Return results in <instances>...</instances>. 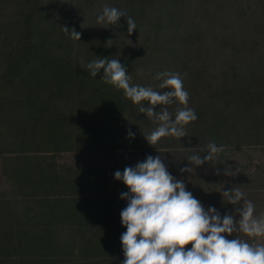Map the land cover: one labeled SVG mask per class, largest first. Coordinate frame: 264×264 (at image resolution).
<instances>
[{"label":"trees","instance_id":"trees-1","mask_svg":"<svg viewBox=\"0 0 264 264\" xmlns=\"http://www.w3.org/2000/svg\"><path fill=\"white\" fill-rule=\"evenodd\" d=\"M12 1L18 9L6 7L8 12L2 14L5 3ZM40 1L0 0V158L2 175L11 183L13 192L12 197L0 195V264H80L83 261L100 264L92 258L106 251L117 264L124 260L122 246L118 247L117 242L121 243L120 236L126 228L115 229L113 238L109 232L102 231L95 241L86 240L85 236L74 238L70 236L71 230L59 228L60 222L77 218L78 214L81 219H89V200L84 197L94 187L91 182L98 178H91V171L86 169L81 172L68 169L61 175L54 156L137 149L145 158L155 157L158 153L155 151L163 145L160 140L150 145L145 139L144 134H150L154 128H145L142 124L147 121L139 111L141 105L125 98L123 90L105 83L103 69L92 77L86 64L104 57L119 59L131 75L132 60L138 61L140 54L128 41L142 33L157 35L168 23L174 24L170 29L178 34L199 18L200 5H193L191 0H45L46 5ZM218 1L224 8V2L230 0ZM242 2L249 4V1ZM105 5L126 12L134 19L137 29L128 33L126 17H121L115 25L93 26V17L100 15ZM163 8L164 13L160 12ZM245 24L236 34L228 28L221 42L224 47L221 53L227 49L232 53L225 54L223 64L231 62V67H222L226 69L219 75L216 64L198 63L194 73L191 70L195 65L187 69L190 78L186 83L201 87L205 98L188 103L198 118L194 121L196 124L190 122L185 127L187 136L166 137L184 143L175 149L182 160L188 161L193 147L201 156L206 153L202 150L212 142L226 148L229 142L223 138L231 137L233 127L238 129L244 108L255 107L256 89L249 84L259 75V69L264 68V39L258 38L253 43L244 40L243 30L250 22ZM63 27L80 32V41L71 38ZM118 32L124 36L120 37ZM197 35L193 42H187L186 36L182 41L190 49L199 42ZM109 39H112L110 47ZM250 52L257 56L249 60L247 53ZM239 65L246 66L245 71ZM246 70L257 71L250 78ZM136 81L133 79L131 83L151 86ZM154 90L161 92L159 87ZM142 104L148 106V102ZM160 107L163 105H157L155 110ZM128 113L134 138H129L128 132L121 129L128 125L127 122L123 125ZM237 132V146L224 149V154L246 145L244 138L253 144L264 143L255 140L247 127L240 126ZM95 185L98 191L100 187L108 189L102 184ZM117 188L118 184L108 192L113 194ZM15 225L21 229L14 230ZM26 226L29 227L23 229ZM66 232L70 235L64 238ZM246 240L253 242L247 237ZM116 251L121 256H115ZM89 252L91 260L82 256ZM107 261L113 264L110 258Z\"/></svg>","mask_w":264,"mask_h":264},{"label":"rangeland","instance_id":"rangeland-1","mask_svg":"<svg viewBox=\"0 0 264 264\" xmlns=\"http://www.w3.org/2000/svg\"><path fill=\"white\" fill-rule=\"evenodd\" d=\"M242 1L244 0H230L224 2V8H222L218 0H191L193 5L197 3L200 5L197 13L200 14L198 17L202 18V21L199 20V18L193 20L195 23L191 25V27L181 29L178 34L170 29L171 26L174 27V24L168 23L157 35H153L152 32H149V34L142 33L130 39L128 41L129 44L136 46H133V48L140 54L138 61L133 62L132 60V70L130 71L132 80L135 79L137 80L136 82L141 81V83H147L154 89L162 82L155 78L157 73L165 72L163 70L168 72H179L183 78L184 88L186 90L188 89V103H198L200 100H203L205 94H203L202 88L198 87L197 84L188 85L186 83L188 78H190V71L187 69L195 65L191 70L193 71L192 73H194L198 63L204 62L209 66H215L216 64L219 67L215 69V71H217L216 74L219 75L226 69L222 67H231V62H227L226 64L223 63L225 62V54L228 56L232 55V53H229V49H227L225 53H221L224 49L222 46L223 43L221 42L223 37L227 35L228 28L236 34V30L239 27L241 28V26L246 25L245 23L250 22L243 30V39L247 40L249 43H253L254 40L258 38L264 39V0H245V2L249 1L248 5ZM12 2H4L6 5H4L5 7L2 9V14L3 12L7 13V8L9 7L13 10L18 9L17 3L13 2L12 4ZM40 4L46 5L48 2L41 0ZM160 12L164 13V8ZM97 17L98 16L93 17L92 24L93 26L101 28L103 25L97 23ZM86 20L90 21L88 18ZM260 24L262 25L258 26ZM117 34L120 37L124 36L123 32H118ZM190 34L191 36H188ZM195 35H197L199 42L189 49L186 43L195 41ZM246 35L249 36L246 37ZM154 36H158V39L156 40ZM185 36L189 38L187 42H184V40L182 41V37ZM213 46H216V49H214ZM251 52L247 53V55H249V60L254 59L255 57L253 56H257ZM244 55L245 53L242 54V56ZM261 59L262 58H260V61ZM242 65L238 67L239 69L243 68L245 71L246 66ZM212 71L213 70H211V72ZM255 71L257 70H246V74L252 78ZM216 83H219V81L216 80ZM249 86L256 89L255 93L257 99L255 101V107L244 108L242 116L238 119V129L236 126L233 127L234 132L231 134V137L223 138V140L229 142L227 144L230 145L224 149H229L232 145H234L233 147L237 146L235 141H238L239 135H237V130H239L240 126L247 127L249 130L251 129L252 132H249V134L254 136L255 140H262V142H264V68L259 69V75L252 79ZM167 90L168 89H161V92ZM178 106L181 107V105L174 103L172 105L160 107L161 109L155 111L159 112L162 108L167 107V110L173 114L174 118L175 110ZM131 111H133V109ZM129 116L130 113H128L123 120V125H125V122L128 123L126 127H121L123 132H128L129 129H132L133 122ZM143 120L147 121L142 123L145 128L155 129V126H158V123H153L154 119L147 117L146 114ZM194 123L196 124L197 122ZM245 133L246 132L243 134ZM240 140L242 141V138ZM243 140H247V144H243L240 149L230 153L226 152L225 154H220L219 159H213L210 162L206 161L200 166H196L191 161H185L180 158V152H176L175 149H180V144L184 143H181L179 139H175L176 142H174L167 140L166 137L161 138L160 142L163 146L161 149L155 151L158 152L155 156L159 155L161 157L167 170L174 177L184 181L186 190L190 191L193 196L202 203L205 210L209 207H215L221 215L226 213L233 214L235 208L241 206L242 202L241 205L235 206L227 204L226 198L224 200L222 198L221 191L230 188H239L245 193V199H249L255 203L256 215H259L261 211H264V143L253 144L249 138H244ZM185 142L187 144L191 143L189 140H185ZM193 144L196 143L193 142ZM195 150L196 147H193L191 152H193V154H198ZM204 152L206 153L201 156L202 158L207 155V151ZM54 157L55 164L61 175H64L68 169L77 172L86 169L91 171V178H98L96 182H91L94 187L91 188V191L88 190V193H86L88 197H84L89 200V219H81L80 214H78L76 215L77 218L66 219V221L60 222L59 228L72 231L71 235L68 232H66V234L64 233V238L69 237V235L74 238H82V236H85L86 240L95 241L101 237L100 234L102 231L109 232L113 238L115 229L125 228L121 224L120 212L126 207L127 200L121 199L120 196L121 193L129 191V189L123 181L114 178V173L117 170L123 172L126 166L134 167L138 162L144 161L146 158L142 155V151L132 149L115 152H72L57 154ZM188 166L193 169L191 173L180 171L181 168ZM226 168L229 170L228 175L225 174ZM217 169H219V174H217ZM2 170L3 162L0 158V195L12 197V185L7 178L2 175ZM96 183L99 185L102 184L108 189L102 190V187H100L101 189L98 191L95 185ZM116 184H118V188L114 189L115 193L110 194L108 190H112ZM236 218L238 219L239 217L237 216ZM21 219H23V217H21ZM28 227L29 226L23 227V229H27ZM40 227L43 228L42 226ZM18 228L19 227L15 225L14 230H18ZM228 238L232 239L234 237L228 236ZM241 238L246 239L242 234ZM255 242L264 243V238H258ZM113 243H116V241L113 240ZM117 244L118 247L119 245L122 246L119 242H117ZM119 253L120 252L116 251L115 256H121ZM108 254L107 251L104 253L102 252L92 259L99 260L98 262H100V264H107V258H110L114 264V257L111 256V258ZM82 256L91 260L92 253H85ZM115 259L118 261L116 257ZM80 264H85V262L83 261ZM117 264H122V262H118Z\"/></svg>","mask_w":264,"mask_h":264},{"label":"clouds","instance_id":"clouds-1","mask_svg":"<svg viewBox=\"0 0 264 264\" xmlns=\"http://www.w3.org/2000/svg\"><path fill=\"white\" fill-rule=\"evenodd\" d=\"M121 17L127 19L129 34L137 29L131 16L108 5L98 15L97 23L115 25ZM63 30L80 41V32L67 27ZM111 40H107L109 47ZM86 68L92 77L103 69L105 83L123 90L125 98L141 105V113L158 122L150 134H144L150 145L157 144L163 137L180 139L187 136L185 127L198 118L195 110L188 107L189 93L179 72L157 73L155 78L162 81L158 87L168 89L159 92L151 86L133 85L128 69L119 59H96L87 63ZM142 102H148V106ZM174 103L181 105L176 108L174 118L167 107L155 111L157 105ZM134 136L129 129L128 137ZM202 151H207L203 158L193 154L188 160L200 166L219 159L224 146L212 142ZM180 171L191 173L193 169L188 166ZM228 173L226 168L225 174ZM114 178L123 181L129 189L120 196L127 200L126 207L120 212L121 224L126 228L120 236L124 254L122 264H264V243L255 242L264 238V211L256 215L255 203L245 199V193L239 188L221 191L227 204L235 206L242 202L233 214L221 216L215 207L205 210L202 203L186 190L184 181L167 170L159 155H148L134 167L126 166L123 172L117 170ZM241 234L253 242L241 238ZM188 245L191 247H186Z\"/></svg>","mask_w":264,"mask_h":264}]
</instances>
